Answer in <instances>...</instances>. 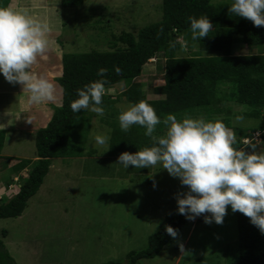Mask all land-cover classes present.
<instances>
[{
  "label": "rangeland",
  "instance_id": "1",
  "mask_svg": "<svg viewBox=\"0 0 264 264\" xmlns=\"http://www.w3.org/2000/svg\"><path fill=\"white\" fill-rule=\"evenodd\" d=\"M231 2L213 1L215 4ZM161 5L162 0H84L78 7L64 8L60 5L59 14L55 16L57 21H46L50 29L47 51L61 50L63 55L107 50L111 35L121 32L137 34L140 29L160 21ZM56 37L59 39L57 42L54 41ZM237 46L233 52L236 56L242 52H255L240 41ZM180 55L188 56L189 52L186 50ZM158 62L160 60H151L143 75L137 79L144 91H149L150 85H163V80H156L162 78L157 72ZM119 85L106 90V94L117 97L125 89L124 83ZM9 86L14 93L9 92L2 97L4 92L0 90V104H7L9 112L25 111L19 101L21 85L10 83ZM23 92L26 94L27 90ZM232 92L230 86H221L220 96L225 95L226 98L221 105L224 111L221 114L207 115L203 110H197L194 114L181 115L177 119L202 116L206 120L220 119L232 129L246 132L259 129L261 121L244 116L251 110L237 105L231 97ZM59 96L62 103V94ZM147 97L158 98L150 93H147ZM23 99L27 101V98ZM45 103L36 104L41 119L50 112L53 114L54 109L59 107L54 102ZM129 105V102L120 99L112 111L105 110L103 116L94 113L81 119L69 137L74 156L54 159L44 184L29 201L22 216L0 221V238L17 264L126 262L129 253L147 249L151 237L159 232L165 219L181 215L176 211L175 195L187 188L180 184L178 178L170 176L159 164L148 169L133 166L125 169L116 163L121 152L112 149V137L115 129L122 133L118 114ZM22 112L19 116L23 125L35 127L38 124L32 123L27 113ZM111 112L115 114L114 119L108 116ZM197 112L199 116H195ZM237 115L243 116V119L237 121ZM6 118L3 119L5 123L0 124L5 133L4 147L0 153V198L9 199L18 191L19 175L24 178L28 176L27 169L14 175L13 167L26 159L34 161L36 145L35 132L31 133L25 127L13 131L9 118ZM104 121L115 126L112 128ZM131 128L144 133V128L140 126ZM161 128H164L162 133L157 134L156 128L153 135H163L165 126ZM108 129L111 130L108 145H96L94 136ZM233 131L237 137V132ZM261 134L258 132L253 137L257 151L264 152ZM204 215L210 214L204 213L187 221L155 258L143 259L136 264H239L237 211L232 212L229 206L221 224L204 223ZM3 231L7 232L5 238L2 237Z\"/></svg>",
  "mask_w": 264,
  "mask_h": 264
},
{
  "label": "trees",
  "instance_id": "2",
  "mask_svg": "<svg viewBox=\"0 0 264 264\" xmlns=\"http://www.w3.org/2000/svg\"><path fill=\"white\" fill-rule=\"evenodd\" d=\"M213 1L162 0V18L157 23L140 29L137 34L121 32L111 35L107 50L62 55V76L56 80L62 89V103L54 109L46 127L35 133L36 160L26 159L13 167L14 175L27 169L28 176L24 178L19 175L20 184L14 196L9 199L0 198V221L22 216L29 201L44 184L54 159L74 156L69 146V137L81 119L88 114L93 116L94 113L86 110L74 113L70 102L77 98V89L100 78L97 70L101 67L107 69L104 74L107 80L106 90L114 89L122 83L125 86L124 91L115 98L109 94L102 97L104 111H112L117 102L123 99L130 104L146 101L153 106L161 120L169 113L178 118L194 114L197 110H203L207 115L221 114L224 112L221 105L226 98L225 95L220 96V89L222 85L230 86L235 103L251 110L243 115L260 120L261 126L246 132L232 129L229 124L225 125L237 132L238 142L242 138L253 137L258 132L263 133L264 141V27L254 26L250 20L229 13L231 3L215 4ZM82 3L83 0H61L64 8L78 7ZM6 4V1L0 0V7H5ZM201 15L208 16L213 27L208 36L193 40L188 17ZM170 41L174 43V47L170 46ZM238 41L255 52L234 55ZM186 50L189 55L181 56ZM153 59L156 62L160 60L157 72L162 78L156 80H163V85H150V90L144 91L137 79ZM116 68L120 71L117 72ZM147 93L158 98L148 99ZM108 116L115 118L112 112ZM195 116H199V113ZM105 122L112 128L115 126L109 121ZM162 125L157 126V134L163 132ZM130 129L128 133L115 129L112 137L113 150L121 153L136 152L154 142L144 133ZM4 140L5 133L0 131V153ZM117 140L121 142L116 143ZM9 186L10 183L7 184ZM187 221L189 220L184 215L165 219L159 232L151 237L147 249L129 253L126 262L106 264H136L143 259L155 258L173 238L166 232V226L179 232ZM237 225L239 264H264V234L250 223V218L239 211ZM2 237H7L6 231H3ZM0 264H17L1 238Z\"/></svg>",
  "mask_w": 264,
  "mask_h": 264
},
{
  "label": "clouds",
  "instance_id": "3",
  "mask_svg": "<svg viewBox=\"0 0 264 264\" xmlns=\"http://www.w3.org/2000/svg\"><path fill=\"white\" fill-rule=\"evenodd\" d=\"M228 12L250 20L254 26L264 27V0H232ZM188 20L193 40L208 36L212 30L213 23L206 15L190 16ZM49 31L46 21L32 17L25 10L0 7V75L27 90L29 104L54 99L53 83L32 71L38 57L48 48ZM169 43L174 47L173 42ZM106 72V68H99V79L77 89V98L70 102L74 113L86 110L104 115ZM235 119L240 121L243 116L237 115ZM118 122L123 132L133 125L144 128V134L154 142L136 152H122L116 163L125 169L129 166L148 169L159 164L170 176L178 178L187 188L175 195L179 214L194 220L208 213L203 216L204 223L221 224L230 206L232 212L239 211L250 218V223L264 234V152L257 151L254 137L238 142L234 131L220 119L206 120L202 116L177 119L169 113L161 120L153 106L144 100L122 110ZM160 124L165 126L164 134L154 136ZM110 132L108 129L96 134L95 144L108 145ZM166 232L172 237L177 235L171 226H166Z\"/></svg>",
  "mask_w": 264,
  "mask_h": 264
},
{
  "label": "crops",
  "instance_id": "4",
  "mask_svg": "<svg viewBox=\"0 0 264 264\" xmlns=\"http://www.w3.org/2000/svg\"><path fill=\"white\" fill-rule=\"evenodd\" d=\"M4 1L7 2L5 7H12L13 9H17V10L22 9V10H25L26 12L30 13L31 16L34 18H42V20L47 19L44 21H50V22H52L53 20L57 21V18H55V16L59 14L58 9L61 8V6H60L61 0H4ZM83 2H84V0H83ZM94 5L96 6L99 4H94ZM50 33L56 34L55 32H50ZM58 40L59 39H57V37H56V39L54 41L57 42ZM262 53H264V48L262 49ZM32 71L38 76H40V75L45 76L54 85V99L51 101H46L45 104L47 105V104H49L48 102H54V103H57L58 106H60L61 105V102H60L61 97L59 95H60V93L62 94V89L60 88V86L56 80L62 76V52H61V50H59L57 52L56 51L51 52V51L46 50L45 53H43L41 56L38 57L37 62L33 65ZM9 84L10 83L4 79L3 75H0V90L1 91L3 90V92H4V94L1 95L2 97H6V94H8L9 92L10 93L13 92V88L11 89V87H13V85H11V87H10ZM18 91H19V94L22 93L19 101L21 102L20 105L25 107V111H23V112H26L27 116L32 119V123L38 122V124L35 125V127H31V125H30V127L28 125H26V126L23 125L20 122L21 116H19L22 112V109H21V111L17 110L14 112H9V111H7L8 109L6 108L7 104H5L4 102L0 104V124H4L5 121L3 119L8 117L10 120V124H12L11 127H13V131H15V128L17 130H22L25 127V128H27L25 130H27V131L30 130L31 133H34V132L36 133V131H38L39 129L46 127V125L50 121L53 114H51V112H50L48 116H44V117H42L43 119H41V115H40L41 112L37 109L36 104H29L28 100L25 101L23 99V97H25V98L28 97V95H29L28 92L25 94L23 92L22 86L19 87ZM18 91H17V93H18ZM24 94H25V96H24ZM27 104H28V106H27ZM45 104L43 105V107L45 106ZM7 121H8V119H7ZM0 131H4V130H2V128H1ZM35 160H36V158L34 159V161Z\"/></svg>",
  "mask_w": 264,
  "mask_h": 264
},
{
  "label": "built area",
  "instance_id": "5",
  "mask_svg": "<svg viewBox=\"0 0 264 264\" xmlns=\"http://www.w3.org/2000/svg\"><path fill=\"white\" fill-rule=\"evenodd\" d=\"M262 135V134H261ZM259 137H261V136H259Z\"/></svg>",
  "mask_w": 264,
  "mask_h": 264
}]
</instances>
